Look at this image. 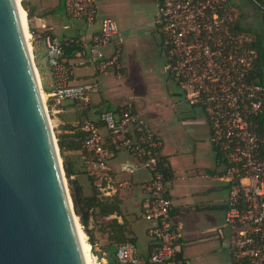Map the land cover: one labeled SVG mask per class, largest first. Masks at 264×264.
I'll return each instance as SVG.
<instances>
[{
	"label": "built area",
	"instance_id": "1",
	"mask_svg": "<svg viewBox=\"0 0 264 264\" xmlns=\"http://www.w3.org/2000/svg\"><path fill=\"white\" fill-rule=\"evenodd\" d=\"M236 6L237 0H156L155 24L164 37L169 77L187 105L200 108L208 122L227 190L223 221L230 232L232 256L237 264H264V86L256 78L258 55L252 37L235 26ZM63 9L84 33L60 38L43 27L47 66L56 79L51 92L43 91L50 114L67 101L90 110L96 92V84L67 83L64 48L76 45L70 60L88 58L95 74L105 77L121 67L125 39L115 20L99 16L95 0H63ZM77 129L85 134L79 144L83 172L92 178L98 198L109 199L127 190L131 183L125 177L141 171L146 175L139 204L151 251L140 257L133 244L124 243L116 248L117 264H192L176 253L183 225L171 219L173 203L160 165V138L138 116L132 102L117 111L103 109L95 121L81 123ZM118 153L131 161L114 169L111 161ZM111 219L119 218L112 215L103 220ZM92 249L98 252L97 245ZM93 255L96 264H105V253Z\"/></svg>",
	"mask_w": 264,
	"mask_h": 264
},
{
	"label": "water",
	"instance_id": "2",
	"mask_svg": "<svg viewBox=\"0 0 264 264\" xmlns=\"http://www.w3.org/2000/svg\"><path fill=\"white\" fill-rule=\"evenodd\" d=\"M40 87L16 0H0V264H84Z\"/></svg>",
	"mask_w": 264,
	"mask_h": 264
},
{
	"label": "crops",
	"instance_id": "3",
	"mask_svg": "<svg viewBox=\"0 0 264 264\" xmlns=\"http://www.w3.org/2000/svg\"><path fill=\"white\" fill-rule=\"evenodd\" d=\"M23 1L26 5V11L30 15L27 24L33 31L34 37L36 39H39V37L44 34L43 27L51 29L52 33L60 38L65 36H73L77 32H80L79 27L82 26L77 22H75L77 24V27L63 25L59 29L56 26L53 17L55 15V11L63 7V0ZM246 1L248 2L249 0ZM153 2L156 6V0H153ZM26 11L24 12L25 15ZM99 16L102 17L100 14ZM241 26L245 27L242 22ZM64 27H68V29L64 30ZM96 28L97 26H95L93 29ZM70 30H72L73 33L66 34V32ZM89 32L90 31H88L87 33ZM122 33L125 37V44L127 33ZM159 33L163 36L161 30L159 31ZM161 47L163 46L161 45ZM165 49L166 47H164L162 51L165 56V63L167 64V55ZM109 53L110 49H107L105 51V54L109 55ZM70 59H64V61L66 60V71L69 72V74L67 75V83L69 85H81L89 83L96 84V92L92 94L90 110L80 108L79 106H76L69 101L64 102L58 108L51 109L52 122L54 124V127L56 128V133L62 136L72 134L71 131L65 130L68 129V127L77 129V126L81 123L95 121L97 113L105 109V106L108 105V103H103L104 105L101 106V102L96 103L94 106L92 105L94 104L93 99L94 97H97L96 94L98 93V90H100V87L106 86V84L104 83L105 80L103 81V78L100 79V77H97V75L95 74L92 61L84 57L80 60ZM42 65L44 69H46V71H44V82L46 88L48 89V92H51L55 87L56 79L53 77L51 70L47 67L45 59L42 61ZM76 72H81V74L77 75ZM65 75L66 74H64L63 77H66ZM174 84L176 85V87H178L175 82ZM103 98L105 99V96ZM132 104L134 106L135 112L144 121L145 119L142 118V115L144 114L141 113L140 110H137L139 108L135 107L134 102H132ZM94 107L95 109H92ZM119 109L120 108L111 110L117 111ZM149 115L150 118H148L147 121L145 120L144 122L146 123L147 127L160 138V158L165 159V165L171 172L170 179L167 180L168 196L173 203L171 219L173 222H181L183 225L182 237L176 247L177 255L183 259L190 261L192 264H203L205 263V261H202V258H199L198 256L190 253L189 250L193 248L192 246H194L197 241L205 243L207 241H210V238H213L219 240L221 247L224 250H228L231 253V257L233 258L231 252L230 235L228 241H225L224 236L225 227L223 216L227 190L220 179L221 170L219 169L218 171V167L221 166V162L210 142L209 127L206 116L201 110V113L193 112V117L187 119L186 121V123L190 125L189 131L191 136H201V138L198 139L199 143L196 144L194 148H191L189 145L184 146V111H178L177 113L171 111L169 115L170 118L167 120H160V115L156 113H150ZM101 131L105 132L103 129H101ZM195 150L197 152H202L203 155L207 157L200 160H196L194 157L192 158L190 156L184 157V155H189L192 153V151ZM81 153L82 151L79 147L78 151L68 152L67 156L73 171L76 172L75 175H72V180L76 182L81 195L84 196V192H87L89 189L90 182L88 176H86L83 172ZM118 155H120V153H118L111 161V166L114 169H116L118 164L121 162L131 161V158L128 155L125 160H117ZM145 176V172L141 171L130 178L125 177L126 179L130 180L131 186L127 190L122 191L117 195V197H119V195H121L122 193H127L130 194L131 198L134 194V189H138V191H136L137 198L135 201L140 212L139 217L141 216L139 204L141 195L140 185L145 180ZM222 191L224 193H222ZM218 211H221V214H219V216L216 214L218 213ZM118 218L119 219L117 220V222L121 223V216H118ZM140 219H142V217H140ZM88 225L89 228H92V225L90 223ZM146 228L147 223L144 230L147 237ZM131 232L133 238L135 239V247L140 257L147 256L151 251V241L147 237V243L145 245L144 251L139 252L137 248V238L132 231V228ZM102 252L105 253V257H107V253L105 251ZM210 258L213 259V257ZM105 264H107V261H105ZM232 264H237V262L234 260Z\"/></svg>",
	"mask_w": 264,
	"mask_h": 264
},
{
	"label": "rangeland",
	"instance_id": "4",
	"mask_svg": "<svg viewBox=\"0 0 264 264\" xmlns=\"http://www.w3.org/2000/svg\"><path fill=\"white\" fill-rule=\"evenodd\" d=\"M23 0H19V4ZM98 7V13L102 17H110L117 23L119 29L127 33L125 44L122 47L121 52V67L119 69L109 72L108 75L102 80L106 86H101L100 90L96 94L97 97L93 99V106L101 102L108 103L112 109L120 108L123 104L127 102H134L135 107H138L146 121L150 118V113H156L160 115L161 119H169L170 112L184 111V146L189 145L194 148L196 144L199 143L198 139L201 136L192 137L189 131L190 125L186 123L187 119L193 117V112L201 113L198 108H193L187 105L184 100V96L181 90L176 87L174 82L169 78L166 66H165V56L162 49L165 43L162 42L159 29L155 24V19L157 17V10L153 0H95ZM251 2L246 0H237V15L238 18L241 16V22L245 28L250 30H257L260 32L264 31V21L256 16L259 14L257 9L253 8ZM63 8V7H62ZM59 8L55 11L53 20L56 26L60 29L63 25L77 27V24L69 20L65 14L64 9ZM252 11V12H251ZM256 24L255 29L249 25V17H255ZM28 23V22H27ZM253 28V29H252ZM80 34L84 33V29L79 27ZM29 32V26H28ZM54 32V31H53ZM55 33V32H54ZM73 31H67L66 34H72ZM30 34V33H29ZM57 35V34H56ZM36 39L34 36L29 39L32 50V40ZM36 39L35 44L39 49H44V45L41 47L39 40ZM164 43V44H163ZM161 45L163 47H161ZM42 49V52H43ZM34 59V56H33ZM35 63V61H34ZM47 65V60L45 59ZM46 71V69H44ZM77 75L80 73L76 72ZM70 76V75H69ZM99 77V76H97ZM40 82L41 77L39 75ZM42 88V84H41ZM177 94V95H176ZM105 96V99L103 97ZM136 100H135V99ZM47 109L50 110L48 104ZM100 107V106H99ZM98 108V107H97ZM92 109H95L92 108ZM48 120L50 128L56 138V128L52 122V115L48 113ZM144 120V121H145ZM194 157L196 160L205 159L202 152L192 151L189 155H184V157ZM68 157V156H67ZM127 155L120 153L117 156V160H125ZM222 170V166L218 167V171ZM66 186L68 188L69 194L71 195V189L68 179L65 176ZM136 191L134 189V194L130 198V194L122 193L119 195L120 200V210H121V223H125L128 230L127 237L133 238L132 231L137 238V248L139 252L144 251L145 245L147 243V237L145 235L146 223L143 219H140L139 209L136 204ZM92 193V187L89 183V189L84 192V196H90ZM222 193H224L222 191ZM218 216L221 211L216 213ZM109 221V220H108ZM108 221L103 219L92 218L89 223L92 228H88L93 240L94 245H97L98 252L95 249L91 250L92 244L89 242L88 234L84 232L82 226L80 225L79 219L77 217V223L80 229L86 236V242L90 245L91 255L97 253L98 257H101V252L106 251V246L109 244L108 233L106 229V224ZM222 224V223H221ZM90 225V227H91ZM91 229V230H90ZM230 232L227 228H224L225 241H228ZM189 250L193 255L202 258L205 261L203 264H232L234 258L231 257V253L228 250H224L220 241L210 238V241L199 242L197 241L194 246ZM106 256V255H105ZM210 257H213L211 259ZM194 258V257H193ZM107 260V258H106ZM95 264V262H94Z\"/></svg>",
	"mask_w": 264,
	"mask_h": 264
},
{
	"label": "trees",
	"instance_id": "5",
	"mask_svg": "<svg viewBox=\"0 0 264 264\" xmlns=\"http://www.w3.org/2000/svg\"><path fill=\"white\" fill-rule=\"evenodd\" d=\"M255 2V5L260 6L264 9V0H253ZM249 2V1H248ZM250 3V2H249ZM21 6L23 8V12L26 11V5L24 1H21ZM255 10L257 9L256 6H253ZM257 12L261 14V12L257 9ZM263 14V13H262ZM264 15V14H263ZM27 21L30 18L29 13L26 11ZM241 16L238 18L236 22V27L238 31H242L252 37L251 45L256 50L258 58L256 62V78L258 79L257 82L264 86V31L260 32L257 30H250L245 27L241 26ZM262 21H264V17L262 18ZM29 26V25H28ZM29 33L33 37L34 33L29 27ZM46 36V33L41 35L39 37V43L42 47L44 45V37ZM162 36V35H161ZM162 42L164 41V37H161ZM36 39L32 40V50H33V56L35 61V66L38 71V74L41 77V84L42 89L45 92H48V89L46 88L45 82H44V67L42 65V61L44 59L47 60L46 51L42 52V49H39L36 47L35 44ZM45 48V45H44ZM78 50L76 45H70L64 48L63 52V58L64 59H70L73 56V53ZM165 52L167 53V49H165ZM48 67V66H47ZM105 109L111 110L112 108L109 105L105 106ZM86 112V111H85ZM84 112V113H85ZM72 132L71 135H56V140L58 144V148L60 151V156L63 163V169L66 178L68 179L70 189H71V197L72 202L74 206V213L78 217L80 225L82 226V229L86 234H88L89 242L90 244L94 245L93 240L91 239V235L89 231L87 230L89 219L95 218V219H106L112 215L115 216H121V210H120V200L117 196L109 198V199H100L98 198V193L96 188L93 185L92 178H89L90 185L92 187V193L90 196H82L79 188L76 185V182L74 180L70 179V176L75 175L76 172L73 171L72 166L70 162L68 161L67 153L68 152H74L78 151L80 147V142L83 140L85 134L80 132L78 129L69 128L65 129ZM82 155V153H81ZM219 158V157H218ZM160 165L162 172L166 178V180L170 179L171 172L169 168L165 165V159L160 158ZM106 229L108 233V241L109 244L106 246L107 254V264H117V261L115 259V251L116 248L119 245H122L124 243H131L135 246L136 242L134 238L127 237L128 230L126 228L125 223H118L116 219H111L106 224Z\"/></svg>",
	"mask_w": 264,
	"mask_h": 264
},
{
	"label": "bare ground",
	"instance_id": "6",
	"mask_svg": "<svg viewBox=\"0 0 264 264\" xmlns=\"http://www.w3.org/2000/svg\"><path fill=\"white\" fill-rule=\"evenodd\" d=\"M16 3L18 5V16L20 19V23H21L23 33H24V39H25L28 47L31 48V45L29 43V39L31 38V36L28 32L27 16L24 14L23 8H22L21 4H19V0H16ZM40 97H41V101L44 105L45 112L47 114V110H46L47 108L45 105V93L43 92L41 87H40ZM47 116H48V114H47ZM48 123H49V120H48ZM49 126H50V124H49ZM63 180H64V185H65L66 180L64 179V177H63ZM74 224L76 227L78 241H79V245H80L81 252L83 255V259H84V264H94V262L96 264L95 257L91 255L90 245L86 242V236L82 232V230L80 229L79 224L77 223V216L76 215H74Z\"/></svg>",
	"mask_w": 264,
	"mask_h": 264
},
{
	"label": "flooded vegetation",
	"instance_id": "7",
	"mask_svg": "<svg viewBox=\"0 0 264 264\" xmlns=\"http://www.w3.org/2000/svg\"><path fill=\"white\" fill-rule=\"evenodd\" d=\"M252 12V11H251ZM256 16H258L259 18H263L264 17V15L263 14H256ZM256 16L255 17H249V19H248V22H249V25L251 26V27H253L254 29H255V27H256V23L254 22V21H256ZM252 28V29H253Z\"/></svg>",
	"mask_w": 264,
	"mask_h": 264
}]
</instances>
